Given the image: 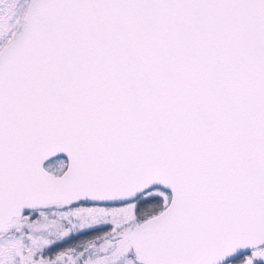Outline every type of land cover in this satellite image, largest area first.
<instances>
[{
    "label": "snow or ice",
    "instance_id": "snow-or-ice-1",
    "mask_svg": "<svg viewBox=\"0 0 264 264\" xmlns=\"http://www.w3.org/2000/svg\"><path fill=\"white\" fill-rule=\"evenodd\" d=\"M0 264H264V0H0Z\"/></svg>",
    "mask_w": 264,
    "mask_h": 264
}]
</instances>
